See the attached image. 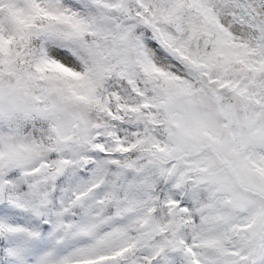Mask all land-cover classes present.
I'll list each match as a JSON object with an SVG mask.
<instances>
[{
	"label": "snow or ice",
	"instance_id": "1",
	"mask_svg": "<svg viewBox=\"0 0 264 264\" xmlns=\"http://www.w3.org/2000/svg\"><path fill=\"white\" fill-rule=\"evenodd\" d=\"M0 264H264V0H0Z\"/></svg>",
	"mask_w": 264,
	"mask_h": 264
}]
</instances>
